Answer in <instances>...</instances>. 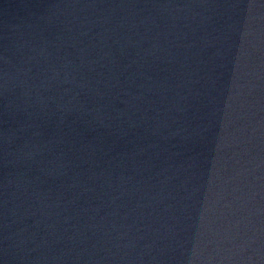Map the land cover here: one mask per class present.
<instances>
[{"label":"water","instance_id":"obj_1","mask_svg":"<svg viewBox=\"0 0 264 264\" xmlns=\"http://www.w3.org/2000/svg\"><path fill=\"white\" fill-rule=\"evenodd\" d=\"M0 264H264V0H0Z\"/></svg>","mask_w":264,"mask_h":264}]
</instances>
